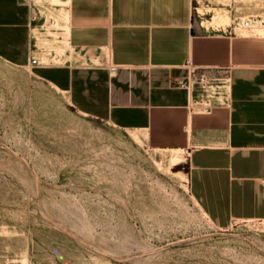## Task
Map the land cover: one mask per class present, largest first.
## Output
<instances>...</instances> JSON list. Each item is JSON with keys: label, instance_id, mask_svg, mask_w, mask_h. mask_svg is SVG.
Listing matches in <instances>:
<instances>
[{"label": "rangeland", "instance_id": "1", "mask_svg": "<svg viewBox=\"0 0 264 264\" xmlns=\"http://www.w3.org/2000/svg\"><path fill=\"white\" fill-rule=\"evenodd\" d=\"M31 1L37 62L0 57V264H264V219L216 226L186 152L72 103L66 0ZM194 1L264 15V0Z\"/></svg>", "mask_w": 264, "mask_h": 264}, {"label": "crops", "instance_id": "2", "mask_svg": "<svg viewBox=\"0 0 264 264\" xmlns=\"http://www.w3.org/2000/svg\"><path fill=\"white\" fill-rule=\"evenodd\" d=\"M65 8L72 103L144 128L156 148L186 152L189 189L216 226L264 219V34L235 27L228 4L208 14L194 0ZM34 11L31 0H0V57L12 64L36 55ZM200 74L228 80L226 104L190 107V90L173 82Z\"/></svg>", "mask_w": 264, "mask_h": 264}, {"label": "built area", "instance_id": "3", "mask_svg": "<svg viewBox=\"0 0 264 264\" xmlns=\"http://www.w3.org/2000/svg\"><path fill=\"white\" fill-rule=\"evenodd\" d=\"M235 27L258 30L264 28L263 16H250L247 19L239 18L234 24ZM33 63L37 60L34 58ZM112 71H116L113 67ZM174 85L187 88L191 92L190 107L203 111L212 110L218 103L226 104L228 102V80L226 78L212 79L206 74L192 75L184 79L174 80ZM218 97V100L215 98Z\"/></svg>", "mask_w": 264, "mask_h": 264}, {"label": "bare ground", "instance_id": "4", "mask_svg": "<svg viewBox=\"0 0 264 264\" xmlns=\"http://www.w3.org/2000/svg\"><path fill=\"white\" fill-rule=\"evenodd\" d=\"M38 1H44V0H38ZM54 1V0H53ZM56 1V0H55ZM61 13H62V11H61ZM62 16L64 17V18H67V12H63L62 13ZM138 136V135H137ZM174 155H176L177 157H180V159H182V157H183V154L182 153H176V154H174ZM173 159V158H172ZM174 159H178L179 160V158H174Z\"/></svg>", "mask_w": 264, "mask_h": 264}]
</instances>
